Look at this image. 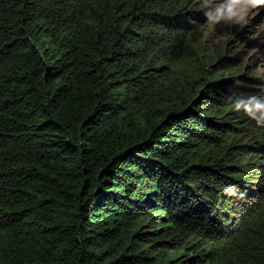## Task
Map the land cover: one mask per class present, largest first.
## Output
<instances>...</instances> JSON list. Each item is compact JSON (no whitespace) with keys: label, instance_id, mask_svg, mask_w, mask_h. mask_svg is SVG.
Wrapping results in <instances>:
<instances>
[{"label":"trees","instance_id":"1","mask_svg":"<svg viewBox=\"0 0 264 264\" xmlns=\"http://www.w3.org/2000/svg\"><path fill=\"white\" fill-rule=\"evenodd\" d=\"M221 3L0 0V264H264V122L234 110L264 75Z\"/></svg>","mask_w":264,"mask_h":264},{"label":"rangeland","instance_id":"2","mask_svg":"<svg viewBox=\"0 0 264 264\" xmlns=\"http://www.w3.org/2000/svg\"><path fill=\"white\" fill-rule=\"evenodd\" d=\"M216 1L218 0H213V3ZM221 2L223 3V0ZM236 24L233 23L235 33H237L235 36L245 42L248 65L259 74L264 75V6L250 8L245 15V22L239 25ZM207 30L214 38L219 35L222 38H226L229 28L222 27V24H212L208 21ZM233 35L228 36L232 37ZM258 62L261 64L258 65Z\"/></svg>","mask_w":264,"mask_h":264},{"label":"clouds","instance_id":"3","mask_svg":"<svg viewBox=\"0 0 264 264\" xmlns=\"http://www.w3.org/2000/svg\"><path fill=\"white\" fill-rule=\"evenodd\" d=\"M208 5L209 0H204ZM264 6V0H223V3L206 13L208 21L212 24L223 22L225 24L245 22V15L250 8ZM243 110L249 117L255 119L258 124L264 122V101L250 98L248 101H238L234 110Z\"/></svg>","mask_w":264,"mask_h":264}]
</instances>
